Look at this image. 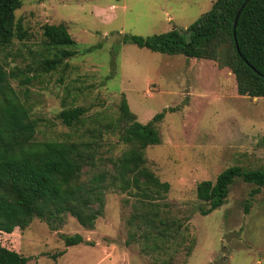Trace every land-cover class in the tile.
I'll return each instance as SVG.
<instances>
[{"label":"rangeland","instance_id":"374dc122","mask_svg":"<svg viewBox=\"0 0 264 264\" xmlns=\"http://www.w3.org/2000/svg\"><path fill=\"white\" fill-rule=\"evenodd\" d=\"M215 1L23 0L16 15L29 36L0 50V61L8 69L31 68L32 83H12L38 120L36 139L97 135L103 144L99 167L111 169L105 158L120 156L127 146L104 127L119 117L123 95L143 122L168 109L158 124L161 141L146 154L148 166L170 183L160 201L164 215L183 227L172 238L155 237V232L147 238L149 226L130 221L135 198L113 188L94 229L71 214L56 223L57 229L35 217L21 232H0V244L29 257L27 264H264V187L252 198L256 185L237 179L226 202L208 214L201 213L209 205L197 195L201 181H215L232 165H264V96L239 94L232 70L212 59L123 41L125 34L187 28ZM60 22L75 39L76 53L67 66L43 72L36 62L44 49L42 26ZM71 104L87 109L76 126L58 117ZM76 233L90 242L67 246L61 234ZM60 251L65 252L55 257Z\"/></svg>","mask_w":264,"mask_h":264},{"label":"trees","instance_id":"16d2710c","mask_svg":"<svg viewBox=\"0 0 264 264\" xmlns=\"http://www.w3.org/2000/svg\"><path fill=\"white\" fill-rule=\"evenodd\" d=\"M246 0H216L187 28H173L153 34H125L123 41L167 54H182L190 58L212 59L220 68L229 67L235 75L241 95L264 96V0H249L241 11L237 25L235 17ZM23 0H0V50L12 46L16 39L29 36L28 28L16 11ZM44 49L36 62L43 72L67 66L66 60L75 53L76 41L65 22L42 26ZM238 46L240 51L238 50ZM8 69L0 61V231L12 233L26 229L39 217L51 228L71 214L86 228L94 229L104 214L106 193L110 189L130 193L134 198L130 221L145 224V236L172 238L183 223L164 215L161 200L166 199L170 183L148 166L147 148L161 141L158 128L168 109L143 122L132 111L123 95L120 114L115 123L105 125L107 131L118 134L126 148L118 157L105 158L112 168H100V138L79 140L36 139L38 120L32 108L12 79L21 85L32 83L30 67ZM87 109L81 105H65L58 117L67 126L84 121ZM116 128V129H115ZM86 168L92 172L86 176ZM98 168V169H95ZM237 179L256 185L253 198L264 187V165L245 167L239 164L223 170L215 181L204 180L197 186L201 207L208 214L223 205ZM129 198L124 202L128 203ZM164 206H168L166 203ZM250 207L247 204L246 210ZM165 208V207H164ZM177 226V229L174 227ZM67 246L90 242L80 233L61 234ZM60 251L56 256L64 254ZM29 257L0 244V264H27Z\"/></svg>","mask_w":264,"mask_h":264},{"label":"water","instance_id":"95a60500","mask_svg":"<svg viewBox=\"0 0 264 264\" xmlns=\"http://www.w3.org/2000/svg\"><path fill=\"white\" fill-rule=\"evenodd\" d=\"M247 1H249V0H246V1L242 4V6L239 8V10H238V12H237V14H236V17H235V26L237 25V22H238L239 16H240V14H241V11H242V9L244 8V6L246 5ZM238 50L240 51L239 46H238Z\"/></svg>","mask_w":264,"mask_h":264},{"label":"crops","instance_id":"0c3cea01","mask_svg":"<svg viewBox=\"0 0 264 264\" xmlns=\"http://www.w3.org/2000/svg\"><path fill=\"white\" fill-rule=\"evenodd\" d=\"M16 231H20L21 232L20 228H16L13 233H15Z\"/></svg>","mask_w":264,"mask_h":264},{"label":"built area","instance_id":"2783aa9c","mask_svg":"<svg viewBox=\"0 0 264 264\" xmlns=\"http://www.w3.org/2000/svg\"><path fill=\"white\" fill-rule=\"evenodd\" d=\"M1 233H3L4 231H0Z\"/></svg>","mask_w":264,"mask_h":264}]
</instances>
